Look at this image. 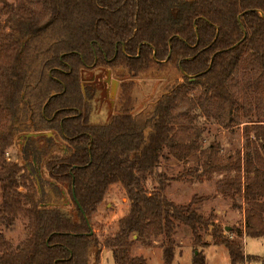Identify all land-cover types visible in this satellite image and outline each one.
Returning a JSON list of instances; mask_svg holds the SVG:
<instances>
[{"label": "trees", "instance_id": "obj_1", "mask_svg": "<svg viewBox=\"0 0 264 264\" xmlns=\"http://www.w3.org/2000/svg\"><path fill=\"white\" fill-rule=\"evenodd\" d=\"M104 68L120 86L109 119L96 121ZM176 71L183 80L170 83L149 111H136L134 79ZM238 71L249 80L246 103ZM251 97L257 165L251 154L243 161L240 153L221 157L213 143L202 148L193 108L229 128L252 113ZM30 119L70 148L45 170L53 187L67 186L74 211L41 206L27 167L7 155ZM172 159L192 161L188 175L200 181L224 174L216 193L242 195L245 234L264 238V0H0V264H90L99 246L114 264H147L132 248L136 241L151 247L160 236L164 263L172 264L180 225L202 246V231L211 229L232 264L252 259L199 211L212 195L194 194L186 204L165 195L172 178L162 160ZM114 184L129 209L118 231L100 241L92 218ZM20 220L24 237L15 243L5 229ZM193 261L205 264L204 251L196 249Z\"/></svg>", "mask_w": 264, "mask_h": 264}, {"label": "rangeland", "instance_id": "obj_2", "mask_svg": "<svg viewBox=\"0 0 264 264\" xmlns=\"http://www.w3.org/2000/svg\"><path fill=\"white\" fill-rule=\"evenodd\" d=\"M109 71L104 68L99 73L102 83L100 88H97L98 91L93 99L95 106L93 119L96 121L109 119L119 90L118 80L120 78L112 70L109 76ZM235 78L242 81L239 86L240 99L246 103L248 94L243 85L247 83V79H244L241 71L235 74ZM100 80H98L99 83ZM113 80H117L118 85L113 84ZM182 80V74L177 71L170 74H150L135 78L137 88L134 90V94L138 98L136 111H149L170 83ZM247 81L249 82V80ZM89 84L84 82V89H91ZM251 105L252 113L249 116H242L240 123L229 128L223 124L221 119L208 117L200 107L193 108L192 113L196 114L194 125L201 132L202 148L213 143L218 146L220 156L223 158L240 153L243 161H246L247 154H251L255 161V151L259 149L260 141L256 138L254 129L251 127L258 120V116L255 114V107L258 103L253 100V97H251ZM25 127L27 130L20 132L7 155L27 167L37 184L41 206L57 205L74 211V202L67 193V186L59 183L57 187H53L49 184L52 180L45 170V162L50 157L65 156L70 152L67 142L61 138L57 131L36 130L31 119L26 122ZM33 148L36 151H32ZM36 152L38 159L34 163ZM254 164L257 165V162L255 161ZM162 168L167 176L172 178L166 183L164 189L166 196L177 203L186 204L194 194L212 195L211 199L202 203L199 211L205 216L212 215L215 222L224 227L225 233L243 246L245 254L253 257L240 264H264V238L250 237L245 234L246 203L243 196L236 194L235 197H230L216 193V181L224 174H216L213 178H204L200 181L196 177L188 175V172L195 170L196 167L192 161L187 160H162ZM179 176L181 179H176ZM149 187L152 188V185L149 184ZM129 204L130 201L121 185H112L98 212L92 218L91 228L98 235L100 241L118 231V221L127 213ZM5 234L15 243L19 242L24 237L23 220L17 221L12 228L5 229ZM174 237L177 246L172 264H194L196 249L204 251L205 264H232L227 247L216 243L211 229L202 231V241L207 244L205 246L198 245L190 228L184 225L178 227ZM165 244L163 236L157 238L151 247H145L140 241H136L132 248V255H142L146 258L147 264H165L163 257ZM97 251H99V259L96 256ZM90 264H114L110 250L102 246H99L98 249L92 248Z\"/></svg>", "mask_w": 264, "mask_h": 264}, {"label": "water", "instance_id": "obj_3", "mask_svg": "<svg viewBox=\"0 0 264 264\" xmlns=\"http://www.w3.org/2000/svg\"><path fill=\"white\" fill-rule=\"evenodd\" d=\"M108 74H109V76H110V71H109V73H108ZM114 83L118 85V82H117V80H113V84H114ZM76 202H78V201H76ZM78 204H79V203H78ZM226 229H228V228H226ZM135 237H136V236H135Z\"/></svg>", "mask_w": 264, "mask_h": 264}, {"label": "crops", "instance_id": "obj_4", "mask_svg": "<svg viewBox=\"0 0 264 264\" xmlns=\"http://www.w3.org/2000/svg\"><path fill=\"white\" fill-rule=\"evenodd\" d=\"M70 149V148H69ZM36 157V156H35ZM37 161V157L35 158V160H34V163Z\"/></svg>", "mask_w": 264, "mask_h": 264}]
</instances>
